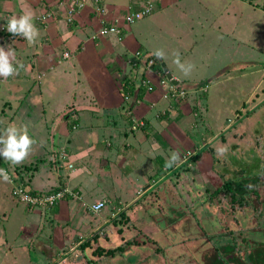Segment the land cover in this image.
<instances>
[{
  "label": "crops",
  "instance_id": "0c3cea01",
  "mask_svg": "<svg viewBox=\"0 0 264 264\" xmlns=\"http://www.w3.org/2000/svg\"><path fill=\"white\" fill-rule=\"evenodd\" d=\"M183 1L194 3L191 6L189 4L182 6L180 2ZM243 1L248 3L245 8L253 9L250 0ZM140 2L141 0H100L102 14L94 12L96 7L89 5L77 15L73 25H68L62 6L58 5L57 0H0V42H3L0 46L7 50L8 45L14 50L13 63L17 68L16 74L6 79L0 77V107L1 105L3 107L0 108V128L5 129L12 123L18 128L27 126L29 136L35 141L30 155L25 160L27 162L18 165L8 163L12 168L14 166L20 168L19 181L24 182L28 190L47 193L62 186L72 189L77 194L76 198H65L51 209L26 207L20 211L26 216L24 222H30L29 234L38 236L42 242L39 248L42 253L39 254L36 264H60L68 256L76 258L80 255L87 258L84 256L85 249L100 236L99 231L102 228L104 231V227L122 217L123 221H132V216L137 220L138 213L134 210L138 202L168 177L180 171L183 164L178 165L179 161L174 168L166 167V162L171 160L174 153L179 157L180 151L183 148L189 149L194 142L193 145L200 146V150L197 149L198 152L196 150L194 153L196 155L217 137L216 134L207 138L202 131L193 134V137L188 135V128L199 126L197 119L201 120V126L204 128L206 124L202 117L204 113L202 106L201 111L199 110V105H202L199 95L203 96L201 94L206 91V86L194 83L196 79L192 80L193 83L187 79L198 69L194 66L185 76L174 63L177 54L181 63H188L189 60L186 61L185 56L182 58V53L183 50L191 48L190 45H180L182 50L176 53V50H169V45L163 47L161 46L163 44L157 43L152 36L153 30L144 29L141 25L137 28L122 26L124 28L122 41H117L113 37L92 39L94 31L100 27L101 20L106 25L123 23L128 8L137 9ZM209 2L213 6L218 0ZM154 5V10L149 16L159 22L160 16L164 15L165 22L173 25L177 32L181 28H204L205 20L202 19L201 10L210 6L207 0H155ZM193 7L195 9H192ZM224 10L227 9L222 8L220 15ZM255 11L256 8L252 12ZM26 13L34 17L33 23L41 32L36 41L41 43L38 54L29 52L30 48L36 47V43L29 45L19 35V40L8 43L4 37L5 30L2 29H6L8 19ZM42 14L50 15L45 22L36 20ZM128 35L130 37L127 38ZM170 38L173 45L180 41L171 36ZM68 46L73 48L72 52L68 50L70 48L67 49ZM60 49L70 56L64 59L65 53L60 55ZM157 50L164 53L163 58L154 55ZM136 52L140 53L139 57L135 56ZM150 57L157 58V67L144 70L140 65H133L144 63ZM61 59L59 65L58 61ZM158 59L172 78L178 81L176 86L184 90L189 98H164L167 87L161 83L160 76L165 73L159 71L158 66L161 68V64ZM67 62H69L67 68L59 74H50ZM41 73H44V76L38 80L37 76ZM47 77L56 81L52 88L49 86L50 89L29 91L25 87L22 88V84L30 81L40 85ZM124 78L128 80L129 85L139 84L142 78L149 81L154 90L146 93L131 109L130 101L125 100L120 93L118 81ZM185 82L189 83L183 88ZM11 90H14L13 98L20 104L14 110L10 102L12 99L9 97L10 94L13 95ZM69 92L71 95L68 94L64 100H70L71 104L65 103L63 109L55 96L61 97ZM35 93L37 95H34ZM195 94H198V107L195 108L197 110L191 108V101L196 99ZM35 96L42 97V100L34 99ZM48 111L52 115H47ZM192 115L199 117L192 120ZM73 118L77 120L76 128L69 129L68 125ZM136 122L140 125L135 133H131V127ZM189 122L192 123L189 125ZM56 136L63 141L60 149L68 157L65 161L73 165L70 170L65 168L66 177L56 175V172L55 175L52 174L50 170L57 172L59 170L47 159L49 152L55 148ZM158 138L163 140V145L159 143ZM45 147H51L50 151ZM59 157L61 158L60 155ZM32 159H37L34 162L36 164H31ZM45 161L51 162L49 169L46 168ZM141 161H145L144 166H141ZM153 162L159 168H155ZM59 167L62 168L61 163ZM136 171L139 174L143 173L144 179L138 177ZM154 171L161 173L159 179L153 176ZM126 183L135 186L134 192L131 188L128 190L124 185ZM142 183L144 187H141ZM147 190L149 191L146 192ZM0 198L2 222L9 219L13 210L20 204L9 201L6 186L0 185ZM101 200L107 201L106 206L99 214H92L87 208L88 205ZM108 206L111 207V211H104ZM179 209H183L182 205ZM203 214L201 211V215ZM146 225L148 228L151 223ZM6 239L5 236L4 243H7ZM114 239V242H117V237ZM7 248L11 252V248L8 246ZM15 248L23 249L26 245Z\"/></svg>",
  "mask_w": 264,
  "mask_h": 264
},
{
  "label": "rangeland",
  "instance_id": "374dc122",
  "mask_svg": "<svg viewBox=\"0 0 264 264\" xmlns=\"http://www.w3.org/2000/svg\"><path fill=\"white\" fill-rule=\"evenodd\" d=\"M207 1L210 6L201 10L202 19L205 20L204 28H181L177 32L173 25L165 22L164 15L159 17V22L149 16L137 21L131 27L137 28L141 25L144 29L153 30L152 36L155 41L163 44L161 45L163 47L169 45V50H176V53L182 50L180 45H190L191 48L183 50L182 53V58L185 56V60L189 61L187 64L182 63L186 66L194 64L198 69L192 76H188L190 82L196 79L194 83L206 86V91L201 94L203 96L199 95L202 104L199 105V110L201 111L202 106L204 110L202 117L206 124L204 128L201 126V120L197 119L199 126H195V129L189 126L188 135L193 137L195 133L202 131L207 138L216 134L217 137L196 155L194 153L197 149L200 150V146L196 147V144L193 145L194 142L193 146L189 147L190 151L185 148L180 151L181 155L172 163L173 168L178 161V165L183 164L180 171L172 175L173 177H168L138 202L134 210L138 213L137 220L132 216L130 223L123 221V218L120 219L122 221L120 223L118 219L104 227V231L103 228L99 231L100 236L93 240L91 246L86 247L84 252V256L89 258L87 260H94L95 264L114 262H117L116 264H209L208 257L213 254H215L214 259L221 264H264V193L262 192L264 191V11L255 7L260 0H254L252 3L253 9L256 8L255 12H252L253 9L245 8L248 3L243 0H218L213 6L209 0ZM188 2L183 1L180 4L191 6L194 3V1ZM222 8L227 10L220 15ZM94 32L92 39L97 29ZM170 36L181 42L173 45L170 43ZM95 39L97 38L93 40ZM40 48L41 43L37 42L36 47L30 48L29 52L38 54ZM67 49L73 51L71 46ZM64 53L60 49L59 54ZM59 61L60 65L62 59ZM68 64L69 62L50 74H59ZM180 72L184 74L181 70ZM43 76L44 73H41L37 79ZM55 82L51 77H47L40 85L30 81L22 84V88L25 87L29 91L50 89ZM188 83L185 82L183 88ZM11 91L13 95L10 94L9 97L12 99L10 102L14 110L19 102L13 98L14 90ZM68 94L70 92L61 97L55 96L63 109L65 103L71 104L70 100H64ZM195 95L196 99L191 101L192 109L198 107V94ZM181 98L185 99L189 96L186 93V96ZM34 99L41 101L42 97L35 96ZM48 101L49 97H47ZM0 108H3L2 105ZM8 110L9 108L6 112ZM48 114L52 115L49 111ZM198 117L192 115V120ZM191 123L189 122V125ZM3 130L4 128H0L1 132ZM135 131L137 129L132 130L131 133ZM158 140L160 144H164L162 139L158 138ZM54 143L55 148L51 151L49 150L51 147H45L50 151L47 159L51 160L60 172L50 171L54 175L56 172V175L66 177L65 167L68 162L62 159V149H60L63 141L56 136ZM222 149L225 151L221 154ZM187 152L194 156L184 164ZM36 161L37 159H32L30 162L34 165ZM59 163L62 168L59 167ZM144 163L145 161H141V166H144ZM153 165L159 168L154 162ZM45 166L49 169L51 162L45 161ZM154 172L153 176L159 179L161 173ZM135 174L144 179L143 173L139 174L136 171ZM9 175L13 183L19 180V174L13 169L9 171ZM226 180L229 186L223 187ZM13 183L5 182L0 177V185L6 186L9 201L19 203L13 195ZM124 185L128 190L135 189L130 183ZM141 187H144V183ZM218 189L220 190L215 193L214 190ZM111 191L115 192L114 189ZM237 199L245 205L244 208L229 210ZM19 204L13 210L14 215L12 213L9 219L0 222V264H36L39 254L42 253L39 249L42 244L41 239L29 234L30 222H24L26 216L20 213L26 207L22 203ZM216 204L219 210L213 212ZM236 204L234 203V206ZM181 205L183 209H179ZM104 211L110 212L111 207L108 206ZM149 223L151 226L147 228L146 224ZM224 227L235 230L234 234L227 235V239L231 240L228 242L232 245L228 250L222 247L224 245L220 242L221 234L225 233L222 230ZM242 227L245 229L242 230ZM5 236L7 243H4ZM115 237L119 243L114 242ZM216 241L220 244H216ZM118 244L121 248L114 255L110 257L103 255L101 259L93 257L92 250L96 246L111 249ZM19 245H26V248H15ZM214 245L218 247H212ZM7 246L11 248V252ZM84 258L80 255L76 258L68 256L60 264H88Z\"/></svg>",
  "mask_w": 264,
  "mask_h": 264
},
{
  "label": "built area",
  "instance_id": "2783aa9c",
  "mask_svg": "<svg viewBox=\"0 0 264 264\" xmlns=\"http://www.w3.org/2000/svg\"><path fill=\"white\" fill-rule=\"evenodd\" d=\"M58 5L62 6V9L65 14V19L68 25H72L73 22L77 20V15L87 6L93 5L96 7L97 14H102L103 10L99 7L100 0H57ZM154 4L155 0H141L140 5L137 9H132V7L128 8V11L125 13L123 17V23H112L110 25H106L104 21H100V27L97 29L96 35L94 38H100V37H113L117 41L123 40V30L122 26L125 25H132L136 21L149 17V15L154 10ZM50 15H42L38 21L39 22H45L46 18H48ZM4 30V28L2 29ZM140 53L136 52L135 56L139 57ZM68 53H65L63 55V58H68ZM60 61H58V64ZM134 66L140 65L144 70H151L154 67H157L158 62L156 57H150L148 60H146L144 63L137 64L133 63ZM161 77V83L163 85H166V93L164 94V98H176V97H184L186 95V92L182 89H177L176 85L170 84V81L166 78V74ZM142 85L146 87L148 92H152L154 89L152 85H150V82L147 80L142 81ZM140 123H135L132 126V130L138 129ZM192 156V153L187 152V156H185V160ZM62 159L68 160L67 155L65 153H62ZM2 168V167H0ZM67 170H70L73 168V165L68 163L65 167ZM3 169V168H2ZM8 173V172H7ZM9 175V173H8ZM10 176V175H9ZM10 183L12 184L13 181L10 177ZM13 195L17 198L19 203H22L25 207L31 208V209H51L54 206L58 205L62 200L65 198H76L77 194L73 192L72 189H69L68 187H62L57 191H54L49 194H38L33 193L31 190H28L27 187L23 185L22 182L19 180L16 181V183H13ZM107 201L101 200L96 203L88 205V210L92 214H99L104 207L106 206Z\"/></svg>",
  "mask_w": 264,
  "mask_h": 264
},
{
  "label": "clouds",
  "instance_id": "9594fccd",
  "mask_svg": "<svg viewBox=\"0 0 264 264\" xmlns=\"http://www.w3.org/2000/svg\"><path fill=\"white\" fill-rule=\"evenodd\" d=\"M6 29L13 35L22 36L29 45L36 43L39 37V29L33 23V18L30 14H24L19 17L12 16L8 19ZM154 55L157 58H163L164 53L161 50H157ZM15 60V52L11 48L5 49L0 46V77L7 78L16 74L17 68L14 67L13 61ZM174 63L178 68L188 75L193 69L194 65H185L181 63L179 55H176ZM23 67V65H20ZM35 141L29 136L27 126L18 128L15 125H9L0 133V157L5 161L10 162L12 165L22 164L30 155L32 145ZM225 150H221V154ZM177 154L171 156V160L166 162V167H171L172 162L178 159ZM190 157L184 162L188 161ZM0 177L5 182H10V176L5 169L0 168Z\"/></svg>",
  "mask_w": 264,
  "mask_h": 264
},
{
  "label": "trees",
  "instance_id": "16d2710c",
  "mask_svg": "<svg viewBox=\"0 0 264 264\" xmlns=\"http://www.w3.org/2000/svg\"><path fill=\"white\" fill-rule=\"evenodd\" d=\"M254 1V0H253ZM253 1L252 0H250V3H253ZM260 3H258V5L257 6H255V7H257V8H259V9H262L263 11H264V0L263 1H259ZM142 19H144V18H142ZM142 19H140V20H142ZM139 21V20H138ZM137 22V21H136ZM135 22V23H136ZM75 22H73V24H74ZM72 24V25H73ZM107 25H110V24H107ZM133 25V24H132ZM124 26L125 27H130L131 25H125L124 24ZM4 30H5V33H4V37H5V39L7 40V42H12V41H17V40H19V38H18V35H13V34H11V33H9L8 31H7V29H5L4 28ZM3 37V38H4ZM5 41V40H4ZM3 44V42L1 43L0 42V45H2ZM6 48H9V46L7 45L6 46ZM158 68H159V71L161 72V73H163V71H162V69L158 66ZM142 81H143V79L141 78V80H140V83L139 84H132V85H129L130 83L128 82V80H125V78L124 79H122V80H120V81H118V83H119V87H120V93H121V96L125 99V100H127L128 99V101H130V103H131V105H130V108L132 109L135 105H136V103L140 100H142L143 99V97H144V95L146 94V93H149L148 91H147V89H146V87L145 86H143L142 85ZM131 83H134V82H131ZM152 87H153V89H154V86L152 85ZM156 88V87H155ZM130 99V100H129ZM74 120L73 121H71L70 123V125H68V128L69 129H75L76 128V124H77V120H75V118H73ZM0 167H2L3 169H5L8 173H9V171L11 170V169H13L16 173H18L19 174V172H20V168L18 167V166H14L13 168L10 166V164L8 163V162H5V161H3L1 158H0ZM169 168H172V166L171 167H169ZM19 178H20V176H19ZM20 180V179H19ZM10 183V182H9ZM23 183V185L26 187V184L24 183V182H22ZM229 182H228V180H226L224 183H223V187H226L227 185L229 186V184H228ZM59 188H62V186L61 187H58V188H56L55 190H53V191H56V190H58ZM220 189H218V190H214L215 191V193H217V191H219ZM31 192H33V191H31ZM50 192H52V191H50ZM50 192H47V193H50ZM263 193H264V191H262ZM33 193H36V192H33ZM40 194V193H39ZM234 203L236 204L235 206H234ZM234 203H232V207H229V210H231V211H235L237 208H239V207H242V208H244V206L245 205H243L242 203H240V201L237 199V200H235V202ZM219 205V204H218ZM29 209H31V208H29ZM222 209V208H221ZM219 210V208L217 207V204L214 206V208H213V212H216V211H218ZM245 216H243V218H244ZM123 218V217H122ZM209 218H211V217H209ZM122 221L120 220V223H121ZM242 230L243 229H245V228H241ZM222 230H224L225 231V233L224 234H221L222 236H225V235H228V234H232V233H234L235 232V230L233 231V228L231 229V230H228V227H224V229H222ZM105 235V234H104ZM128 240H130V239H128ZM125 242H127V241H125ZM90 244V243H89ZM222 247H224V248H229L230 247V245H224V246H222ZM221 247V248H222ZM121 247H120V245L118 244V245H116V247L115 248H111V249H105V246L104 247H99V246H96L95 247V249L92 251L93 253V257H95V259H101L102 257H103V255L104 256H107V255H109V257L110 256H112V255H114V253H116V251H118V249H120ZM205 249V248H204ZM206 251V250H205ZM214 256H215V254H213V256H211V257H208L209 259L207 260L208 262H209V264H221L220 263V261H218L217 259H214ZM87 262H88V264H95V261L94 260H87V258H84ZM201 259H203V257H201ZM215 261V262H214Z\"/></svg>",
  "mask_w": 264,
  "mask_h": 264
},
{
  "label": "flooded vegetation",
  "instance_id": "af4514ba",
  "mask_svg": "<svg viewBox=\"0 0 264 264\" xmlns=\"http://www.w3.org/2000/svg\"><path fill=\"white\" fill-rule=\"evenodd\" d=\"M255 228H256V227H255ZM233 231H234V230H233ZM233 234H234V233H233ZM230 235H232V234H231V233L228 234V236H230ZM222 238H225V239L223 240ZM227 238H228L227 235L220 237L221 245H230V247H232V245L228 242V241H231V240H229V239H227ZM216 244L219 245L220 243L216 241ZM210 245H212V244H210ZM212 247L217 248L218 246L214 245V246H212ZM220 247H221V246H220ZM230 247H229V248H230ZM229 248H226V249L228 250ZM198 253H199V251H198ZM199 255H200V253H199ZM212 256H213V255H212ZM233 256H234V255H233Z\"/></svg>",
  "mask_w": 264,
  "mask_h": 264
},
{
  "label": "water",
  "instance_id": "95a60500",
  "mask_svg": "<svg viewBox=\"0 0 264 264\" xmlns=\"http://www.w3.org/2000/svg\"><path fill=\"white\" fill-rule=\"evenodd\" d=\"M158 61H159L160 64H161V68H162L163 72L166 74V78H167V79H168L173 85H177V84H178V81L175 80V79H173L172 76H171V74H169V73L167 72V69H166V67L164 66V64L161 62V60L158 59Z\"/></svg>",
  "mask_w": 264,
  "mask_h": 264
}]
</instances>
